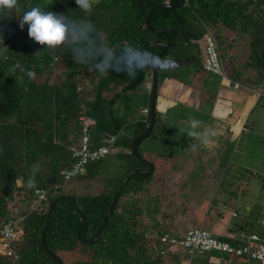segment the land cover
Returning <instances> with one entry per match:
<instances>
[{"label":"trees","instance_id":"16d2710c","mask_svg":"<svg viewBox=\"0 0 264 264\" xmlns=\"http://www.w3.org/2000/svg\"><path fill=\"white\" fill-rule=\"evenodd\" d=\"M178 2L97 0L91 15L85 17L74 0H19L20 12L14 11L10 18L0 15V226L11 218L8 203L12 196L19 192L32 195L36 188L46 190L44 200L17 221L18 236L13 244L19 255L17 264H58L40 238L51 203L67 197L61 189L66 183L64 173L71 166L69 146L78 142L81 115L87 119L95 142L105 133L117 137L118 151L112 154L125 161V171L116 178L111 192L71 197L87 222V241L95 238L121 182L129 173L146 169L134 157L132 143L148 128L151 92L144 88L148 113L134 119L132 103L136 92L152 77L150 68L134 77L115 71L99 77L77 63L71 53L41 48L29 39L27 25L22 34L18 33L23 12L40 6L45 11L70 14L73 19L87 18L106 35L113 48L133 44L149 51L152 42L172 43L175 35L151 33L145 24V13L152 6ZM149 24L155 30L171 28L180 35L175 47L154 48L153 53L162 59L202 68L203 53L196 41L208 29L217 41L229 80L251 90L264 83V0H185L181 7L152 11ZM235 33H245L249 39L248 58L242 69L234 68L230 62ZM29 71L35 73L34 78L27 75ZM165 74L162 69L157 71L156 98L160 76ZM163 121L155 112L151 134L137 144L141 157L142 144L156 127L168 131ZM43 162L48 178L39 171ZM100 162L87 165L85 173L74 178L94 179ZM152 177L153 173L136 174L128 181L99 238L90 245L82 240L84 225L73 204L57 203L44 237L50 252L64 264H180L170 252L157 254L148 239L167 232L168 224L178 223L173 220L175 216L186 218L189 211L178 210L168 200H161L164 197L159 194L149 196ZM243 227L239 225L242 231ZM259 236L264 238V231ZM203 254H208L203 259L207 261L214 253ZM0 264H11L1 252Z\"/></svg>","mask_w":264,"mask_h":264},{"label":"rangeland","instance_id":"374dc122","mask_svg":"<svg viewBox=\"0 0 264 264\" xmlns=\"http://www.w3.org/2000/svg\"><path fill=\"white\" fill-rule=\"evenodd\" d=\"M22 32L23 30L19 27L18 33L22 34ZM248 40L245 33H235L233 35V65L237 69L243 68L248 57ZM168 61L173 63L171 68L169 67V79L183 80L190 75L189 71L191 70L187 69L189 64L173 59H168ZM190 67L192 70L197 71V66L190 65ZM198 73L192 74L191 79L197 77L195 80H198ZM246 73L250 74L251 72L246 71ZM164 78V75L160 76V87ZM194 83L190 82L193 88L197 87ZM144 88L145 85L136 92L133 99L132 117H135L134 119L137 118L139 111L146 104ZM178 114L182 115L183 112L181 111ZM169 126L177 130H171ZM167 130L169 133L161 127H156L151 137L142 144V158L152 163L156 169L151 179L152 184L149 185V196L159 194L164 197L161 200H164V202L169 201L178 210L181 208V210L189 211V216L186 218L178 215L186 230L202 227L216 237L222 235L228 237L232 231H236L235 234L244 232L246 235L252 233L260 235L264 231V172L249 169L252 168L250 164H254V158L260 159V155L252 158L249 154H246V151L245 155L233 154L232 156L230 148L229 155L225 154V150L220 154L222 163L216 161L215 157L214 160L217 164H214L213 158L209 155L210 153L206 154L201 151L199 152L201 155H195L189 149L188 144L179 140L178 125L170 121V125L167 124ZM77 136L79 139L80 135L77 134ZM240 159L243 164H235V161ZM202 163L211 166L206 167ZM98 169V175L94 179L80 177L67 181L62 187L61 193L67 197L109 193L112 191L116 178L125 171V161L111 154L100 162ZM262 169H264V165H262ZM39 171L45 178H48V170L44 162L39 164ZM84 173L85 170L81 174ZM254 180L263 185L262 193H258V190L256 191V188L253 187ZM251 182H253L252 186L250 185ZM219 196H223V199H220L226 201V203H220L217 206L222 208V217L217 221L218 219L215 220L207 210L211 206L213 208V203L219 201ZM37 204V201L28 192L25 195L19 192L16 196H12L11 201L8 203L10 220L17 222ZM233 212L237 214V217H233ZM202 220L204 221L201 224ZM239 225L244 226L243 231L240 230ZM152 239H148L150 246L155 244L154 239ZM212 257L225 264H254L253 261L244 257L230 261L221 253H214ZM187 258L189 259L188 256ZM207 258L208 254L196 253L192 257V262L193 264H196L197 261L201 263L202 259Z\"/></svg>","mask_w":264,"mask_h":264},{"label":"crops","instance_id":"0c3cea01","mask_svg":"<svg viewBox=\"0 0 264 264\" xmlns=\"http://www.w3.org/2000/svg\"><path fill=\"white\" fill-rule=\"evenodd\" d=\"M233 49L234 47L232 44L230 47V62L232 64L234 62L232 53V51H234ZM165 61L166 66L162 68V70L166 73L165 78L159 88L158 95L155 100V112L160 113L163 117L165 125H170V121L171 123L178 125L179 140L189 146L192 143V140L186 134L189 129L187 121L189 118L200 120L203 125L214 129L216 136L213 137L214 143L209 147L198 144L196 150L192 151L195 155L199 156L201 155L199 152L204 151L206 154L210 153L209 155L213 158V160L216 157V161L220 163V154L223 153L224 150L225 154L229 155V150L231 148L232 156L233 154L245 155L247 151L246 154H249L252 158L256 155H260L261 157L260 159L254 158V164H250L252 168L249 169L264 172V169H262V165H264V83H262L256 90H251L242 86L235 89L233 87V82L229 80L226 75L224 77H219L208 74L205 73L202 68H197V71L192 70L190 65L187 67V69L191 70L189 71L190 75H188L185 79H169V67L171 68L173 63L168 61V59ZM194 73L199 74L198 80H195L197 77H193V80L191 79V76ZM190 82H195L194 84L197 85V87L195 86L193 88ZM143 109H145V106L141 108L137 118L143 114ZM181 111L183 114H178ZM169 128L171 130H177L171 126H169ZM216 161H213L214 164ZM235 164L239 165L243 163L240 159L235 161ZM202 165L206 167L211 166L207 163H202ZM256 165L259 167H255ZM155 170L156 169L154 167V171L152 173H154ZM250 185L252 186L253 182H251ZM253 187L256 188V191L258 190V193H262L263 186L260 182L254 180ZM220 198L223 199V196H219V201L217 200V203H213V208L211 206L209 210H207L208 213L213 215L215 220L218 219L217 221H219L222 217V208H218L217 206L220 203H226V201L221 200ZM173 220L178 223L175 225L168 224L169 228L167 232L175 235H182L186 230V227L184 228L182 224V220L179 219V216H175ZM203 221L204 220H202L201 224ZM228 228L230 229V227ZM235 232L236 231H232L228 237L223 235L218 237L230 238L235 235ZM175 250L176 252L174 255L179 258L180 263H187V252L181 248H176ZM205 260L202 259L201 263L222 264L218 263L219 259L212 256L207 261ZM197 262L196 264L200 261L198 263Z\"/></svg>","mask_w":264,"mask_h":264},{"label":"clouds","instance_id":"9594fccd","mask_svg":"<svg viewBox=\"0 0 264 264\" xmlns=\"http://www.w3.org/2000/svg\"><path fill=\"white\" fill-rule=\"evenodd\" d=\"M74 2L85 13V17H88L97 0ZM14 11H21L19 0H0V15L10 18ZM18 24L21 30L27 25L29 39L41 48L53 52H69L77 63L86 66L89 71L96 72L99 77L106 76L110 71L134 77L149 68L158 71L166 66V61L159 55L133 44L120 49L113 48L106 35L87 18L73 19L67 13L45 11L40 6H33L23 12ZM2 31L0 29V34ZM27 75L30 78L35 77V73L31 71ZM187 123L189 129L186 134L192 140L190 150L195 151L198 144L209 147L214 143V129L195 118H189Z\"/></svg>","mask_w":264,"mask_h":264},{"label":"built area","instance_id":"2783aa9c","mask_svg":"<svg viewBox=\"0 0 264 264\" xmlns=\"http://www.w3.org/2000/svg\"><path fill=\"white\" fill-rule=\"evenodd\" d=\"M196 43L201 47L203 53L202 70L208 74L224 77L223 62L213 33L205 29L203 36ZM233 87L237 89L240 85L233 83ZM145 88L148 93L151 92L152 77L145 82ZM142 113H148V109H143ZM79 122L80 137L78 142L69 146L71 166L64 173L66 182L81 174L87 165L100 162L110 154L118 151L115 147L117 139L115 135L102 134L95 142L87 119L81 115ZM45 195L46 190L42 188H36L32 194L37 203L43 201ZM233 217H237L236 213H233ZM16 226L17 222L12 220L0 226V237L3 241L0 252L10 260L11 264H17L19 261V255L13 247L18 236ZM152 238L155 242L156 253L159 255H165L167 252L175 254L176 248L184 249L189 257L185 264H193L192 257L196 253H221L230 261L244 257L253 261L254 264L264 262V238L256 233L246 235L244 232H240L226 240L225 238L216 237L202 227H195L185 230L182 235L162 232ZM156 243H159V245L156 246ZM221 263L225 264L224 262Z\"/></svg>","mask_w":264,"mask_h":264},{"label":"water","instance_id":"95a60500","mask_svg":"<svg viewBox=\"0 0 264 264\" xmlns=\"http://www.w3.org/2000/svg\"><path fill=\"white\" fill-rule=\"evenodd\" d=\"M185 0H179L178 4L176 5H171V4H159V5H155V6H152L150 7L147 12L145 13V17H144V20H145V24H146V27L147 29L151 32V33H155V34H161V33H165V32H171L175 35V39L172 43H163V42H160V41H154L152 42L150 45H149V51L153 53V50L156 46H166V47H169V48H173L175 47L179 41H180V35L177 31L171 29V28H165V29H159V30H155L152 28V26L149 24V15L152 11L154 10H157V9H161V8H176V7H181L183 4H184ZM157 79H158V76H157V71H153L152 70V90H151V97H150V103H149V109H150V121H149V125H148V128L147 130L142 133L140 136H138L132 143V152H133V155L134 157L137 159V161L141 162L145 167L146 169H140V170H135L131 173H129L126 178L121 182V184L119 185L113 199H112V203L104 217V219L102 220L98 230H97V233H96V236L93 240L91 241H87L86 240V232H87V222L82 214V212L80 211V209L78 208L77 204H76V201L71 198V197H64V198H59V199H56L54 200L49 209H48V213L46 215V220H45V225H44V228L42 230V233H41V238H40V242L41 244L43 245L44 249L46 250V252L49 254V256L51 258H53L58 264H64L61 260H59L54 254H52L50 252V250L48 249V247L46 246L45 244V241H44V237H45V232H46V228H47V225H48V222L50 220V215H51V212L53 210V208L55 207V205L57 203H60V202H63V201H69L73 204V206L75 207L78 215L80 216V218L82 219V222H83V225H84V232L82 234V240L85 244L87 245H90V244H93L97 241V239L99 238L101 232H102V229L106 223V221L109 219L110 215L112 214L115 206H116V203L120 197V194L121 192L123 191V189L125 188L126 184L128 183V181L133 177L135 176L136 174H150L154 171V166L152 163L146 161L144 158H142L138 151H137V144L139 141H141L142 139L148 137L151 132H152V129H153V126H154V123H155V100H156V87H157ZM264 264V262L262 263Z\"/></svg>","mask_w":264,"mask_h":264}]
</instances>
